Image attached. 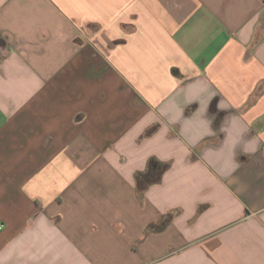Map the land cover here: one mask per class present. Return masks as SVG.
<instances>
[{
  "label": "crops",
  "instance_id": "0c3cea01",
  "mask_svg": "<svg viewBox=\"0 0 264 264\" xmlns=\"http://www.w3.org/2000/svg\"><path fill=\"white\" fill-rule=\"evenodd\" d=\"M0 225V264H264V0H0Z\"/></svg>",
  "mask_w": 264,
  "mask_h": 264
},
{
  "label": "trees",
  "instance_id": "16d2710c",
  "mask_svg": "<svg viewBox=\"0 0 264 264\" xmlns=\"http://www.w3.org/2000/svg\"><path fill=\"white\" fill-rule=\"evenodd\" d=\"M163 224V223H162ZM150 229L151 230H160L161 229V223H156V224H152L151 226H150Z\"/></svg>",
  "mask_w": 264,
  "mask_h": 264
},
{
  "label": "built area",
  "instance_id": "2783aa9c",
  "mask_svg": "<svg viewBox=\"0 0 264 264\" xmlns=\"http://www.w3.org/2000/svg\"><path fill=\"white\" fill-rule=\"evenodd\" d=\"M2 229V226L0 225V230Z\"/></svg>",
  "mask_w": 264,
  "mask_h": 264
}]
</instances>
